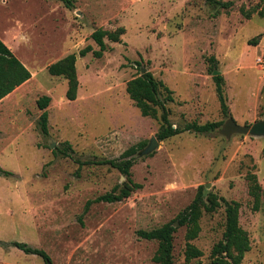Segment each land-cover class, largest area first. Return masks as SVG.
Segmentation results:
<instances>
[{"label":"rangeland","instance_id":"rangeland-1","mask_svg":"<svg viewBox=\"0 0 264 264\" xmlns=\"http://www.w3.org/2000/svg\"><path fill=\"white\" fill-rule=\"evenodd\" d=\"M231 1L219 8L210 0H0V32L34 74L0 109V264H49L12 244L44 249L53 264H156V240L139 236L175 221V264H214L212 251L223 238L222 199L240 203V225L251 249L241 264H264V136L219 129L186 131L159 140L152 154H138L132 167L142 188L118 202H86L111 191L125 177L96 161L119 157L128 147L156 137L161 121L143 116L126 85L143 69L173 90L167 102L175 125L233 117L239 124L264 119V16L241 12L261 0ZM217 11H219L217 13ZM124 26L119 42L106 38L101 57L93 51L77 60L75 100L66 97L68 81L51 75L49 64L81 48L99 45L97 28ZM17 32V33H15ZM224 76L229 115L222 112L214 72ZM52 98L49 132L40 125L37 100ZM85 161H93L84 163ZM257 177L261 203L254 209L249 175ZM203 185L204 198L216 194L221 205L204 209L201 230L192 243L202 251L187 258V226L178 215Z\"/></svg>","mask_w":264,"mask_h":264},{"label":"trees","instance_id":"trees-1","mask_svg":"<svg viewBox=\"0 0 264 264\" xmlns=\"http://www.w3.org/2000/svg\"><path fill=\"white\" fill-rule=\"evenodd\" d=\"M67 7H73V0H61ZM264 2V0H261ZM210 2L218 4L219 8H228L231 6V1L210 0ZM260 3L250 9H246L243 5L241 12L248 19L254 13L264 16V3L262 8ZM219 11H217L218 13ZM126 32L124 26H119L114 30L97 28L92 33V38L99 45V49H94L92 45H87L81 48L78 52H72L63 58L49 64L48 71L51 75L63 76L68 81L66 97L69 100H75L78 95L79 78L77 72V60L79 56H85L88 52L93 51L94 55L101 57L107 49L106 38L110 41L119 42L122 40V35ZM262 33L258 37L249 40L250 44H257L262 37ZM140 66V73L131 78L126 85V90L140 109L143 116L159 118L161 124L156 133L158 140H164L186 131H194L197 133H209L218 130L223 121H210L206 123L187 122L184 125H175L170 119V109L167 102L174 101L173 90L165 84L161 79H158L150 70L142 72L143 67L141 62H137ZM32 77L31 70L26 64L15 55L12 49L0 38V99L8 95L18 86ZM216 82V90L221 103L222 112L229 115L230 109L227 104V97L224 90V76L222 74L214 75ZM52 101L51 96L43 95L37 100V105L43 110L40 116V125L44 133L49 132V112L47 107ZM148 140H141L128 147L119 157L105 158L96 161L100 164H109L111 167L118 169L125 180L122 184L116 185L111 191L103 193L94 199H89L86 202L85 210H88L93 203L97 202H118L130 197L133 192L142 188L143 184L134 180L132 176V167L138 160L139 152L148 145ZM153 153V152H152ZM150 153V154H152ZM93 161H85L91 163ZM0 171L6 175H10L0 167ZM249 193L254 199V209H258L261 203L262 189L256 175H249ZM209 203H206L204 198L203 185L198 189L194 200L178 215V221L181 225L187 226L186 238L187 258H195L202 254L192 240L198 237L201 230L200 218L204 209L213 211L221 205L216 194H208ZM225 204L226 221L223 238L214 246L212 258L214 264H241L244 255L251 249V241L248 232L240 225V203L232 200L227 201L222 199ZM177 227L175 221H169L161 226L152 229H140L138 234L142 238L148 240H156L158 242L157 250L153 256L156 264H175L173 257L174 250V233ZM12 244L26 253L37 254L46 261H51L49 254L42 248H37L22 241H13Z\"/></svg>","mask_w":264,"mask_h":264},{"label":"water","instance_id":"water-1","mask_svg":"<svg viewBox=\"0 0 264 264\" xmlns=\"http://www.w3.org/2000/svg\"><path fill=\"white\" fill-rule=\"evenodd\" d=\"M144 68L142 72H145ZM219 71L214 74H219ZM220 133L226 137H231L233 134H252L256 136H264V119L256 121L253 124H239L233 117L228 118L219 129ZM159 146V140L156 137H152L148 145L142 149L139 153L141 155H148L152 153ZM49 264H53L52 261H48Z\"/></svg>","mask_w":264,"mask_h":264},{"label":"crops","instance_id":"crops-1","mask_svg":"<svg viewBox=\"0 0 264 264\" xmlns=\"http://www.w3.org/2000/svg\"><path fill=\"white\" fill-rule=\"evenodd\" d=\"M17 33V32H15ZM264 34V32L262 33ZM0 38L12 49V51L15 53V55L18 57V53L16 48L8 41L7 35L3 32H0ZM34 78V74L32 73V77L24 82L22 85L18 86L16 89H14L12 92H10L8 95L4 96L2 99H0V109L4 107V105H7L8 100L11 101L13 96H15L18 93V90L23 88L30 80Z\"/></svg>","mask_w":264,"mask_h":264},{"label":"built area","instance_id":"built-area-1","mask_svg":"<svg viewBox=\"0 0 264 264\" xmlns=\"http://www.w3.org/2000/svg\"><path fill=\"white\" fill-rule=\"evenodd\" d=\"M257 62L261 64L262 68L264 67V55L259 56Z\"/></svg>","mask_w":264,"mask_h":264}]
</instances>
